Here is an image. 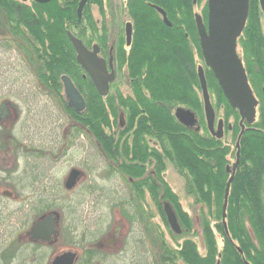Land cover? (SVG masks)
<instances>
[{"label": "trees", "instance_id": "16d2710c", "mask_svg": "<svg viewBox=\"0 0 264 264\" xmlns=\"http://www.w3.org/2000/svg\"><path fill=\"white\" fill-rule=\"evenodd\" d=\"M56 1L26 5L20 0H0V49L19 56L36 90L61 107L68 123L54 141L40 140L44 157L39 152L32 154L38 168L42 158L52 162L62 145L71 144V134L79 139L80 134L88 133L96 149L115 161L114 171L128 184L134 182L132 186L139 189L135 190L137 198H143L142 188L146 186L156 203L161 225L173 245L163 241L160 224L149 222L150 230L156 231V252L150 253L149 264H216L218 260L220 264H264V16L258 0H249L246 24L238 38L248 81L259 99L258 115L239 141L240 157L229 189L226 227L222 221L229 178L226 167L232 164L230 157H235L240 116L227 102L211 69L204 66L216 117L224 122V135L218 139L207 129L197 75L203 57L194 19V7L202 0L195 4L193 0H125L132 26L131 44L123 49L121 33L113 54L116 65L124 66L128 91L123 93L116 83L106 96L97 93L77 62L67 35L71 32L88 48L93 43L107 48L104 22L98 25L89 8L95 4L102 13L103 0H87L80 17L79 0ZM157 7L166 13L169 26ZM201 14L205 22L206 3ZM63 75L82 94L86 103L83 111L67 107ZM176 107L194 112L197 126L182 124L175 116ZM120 112L125 118L122 128ZM228 137L234 142L233 149L225 141ZM29 141L34 150L37 144L31 138ZM13 144L21 149V141ZM128 157L134 166L118 163ZM168 165L184 180L185 194L197 208L195 218L183 209L177 193L165 180ZM63 191L61 187L56 190ZM161 200L172 206L180 234L170 229ZM44 203L48 205L47 198ZM199 233L203 254L193 239Z\"/></svg>", "mask_w": 264, "mask_h": 264}, {"label": "flooded vegetation", "instance_id": "af4514ba", "mask_svg": "<svg viewBox=\"0 0 264 264\" xmlns=\"http://www.w3.org/2000/svg\"><path fill=\"white\" fill-rule=\"evenodd\" d=\"M20 2L31 5L36 1L20 0ZM79 2L80 0L78 4ZM103 2L102 13L95 4H90L89 8L93 20L98 25L104 22L108 47L102 49L96 43H93L92 46L94 44L98 45L99 56L107 64L108 72L113 71L114 73L115 78L109 84L110 90L111 85L116 83L120 87L119 79L121 80L124 73L126 76L124 66L118 67L116 65L113 52L114 44L121 36V33L125 39L123 49L127 50L130 46L131 36L129 43H127L126 36V26L130 21L127 19L124 21L123 19L124 15H126L125 0H103ZM59 3L60 0H57L56 4ZM92 46L87 48L91 49ZM127 84H125V92L128 91ZM3 102H5V106L0 110L1 128L8 126L7 124L13 118L9 100H0V106ZM258 106L259 99L256 107V119ZM4 111H6L5 114ZM66 122L67 120L65 119L62 125L64 126ZM119 123L121 128L125 125L123 112H120ZM68 129L66 128V132ZM7 130L12 132V124L10 128L7 127ZM11 135L2 137L0 143V147H3V150L0 151V199L11 200L16 197L14 189L17 187H22L24 190L30 191V193L26 194L27 198L24 197L23 203L15 209H9L8 206L0 202V264H52L56 258L64 254H70V257L72 255L71 264H149L145 263V260L147 258L150 259V253L156 252V231L150 230V225L147 224L151 222L156 225L157 207L146 186L142 188L143 198H137L135 190L139 189H135L132 186L133 180L130 179L133 182L130 184L125 182L123 177L118 175L117 171H114L117 168L115 161L109 160L103 155V152L96 149L94 152L95 161L100 162L102 167L92 166L93 168L91 169L93 171L99 169V173H97L95 178L110 183L109 185L106 184L107 188L96 182L89 183L90 186L88 185L89 187L85 189L96 193V198H93L92 194H90V198H78L79 200L76 203L70 205L71 209L68 206L67 209L71 214L73 225L69 226V231H67L68 228L64 229V232L61 226V212L52 210V207L55 206L53 203L55 199L52 200V198L61 194L56 192L59 187L63 188L65 193L70 194L81 186H87L88 183L84 184L87 181V171H85L86 169L72 166L80 174L76 178L74 187L66 190L64 183L67 175L61 181L53 168L54 166L56 167L57 160L66 156L71 148L77 147L80 149L83 143L89 145L92 155L93 141L89 137L90 135L84 132L77 139L76 136L71 134L69 136L70 141H72L71 144L62 145L60 151L57 152L58 156H54L55 158L52 159V162L42 158L39 168L38 164L33 161L34 157L32 154L39 155L40 153L44 157L45 154L42 151L44 147L37 144L33 150L30 147V141L25 140L24 142L21 141V149H19L20 147L18 148L17 144H13L17 142L16 136ZM67 135H69V131ZM56 138L57 136L55 135L47 140L54 141ZM59 146L57 145L58 149ZM130 157L133 158L132 154ZM130 157L122 158L118 163L134 166L135 162H132ZM13 159H15L16 167L8 166V161L12 162ZM19 163L21 166H19ZM82 165L87 168L86 164ZM99 191H104V193L107 191V194L101 195L98 193ZM110 195H113V198H110ZM138 196H141L140 192ZM48 197H51V199ZM45 198L48 199V205L44 203ZM164 202V200L160 201L162 207ZM102 206L113 208V218L111 217V221L108 223L106 222V215L95 210ZM48 214L56 217L54 235L47 241L33 239L30 235L31 228L34 223ZM158 215L162 222L160 214ZM133 217L134 219H132ZM141 219H143V223ZM163 236V241L167 242L166 232L163 233ZM169 239L168 237V241Z\"/></svg>", "mask_w": 264, "mask_h": 264}, {"label": "water", "instance_id": "95a60500", "mask_svg": "<svg viewBox=\"0 0 264 264\" xmlns=\"http://www.w3.org/2000/svg\"><path fill=\"white\" fill-rule=\"evenodd\" d=\"M35 1L45 3L51 0ZM85 1L86 0H80L78 4L77 14L79 17L81 16ZM193 2L195 3L196 0H193ZM258 3L264 16V0H258ZM206 9L207 16L205 22L201 14H194L195 26L204 64L211 69L227 102L233 109L237 110L240 116L239 125L241 129L235 143L236 159L231 167H226L227 172L230 173L224 190L222 206V221L226 227L225 217L229 189L240 157L239 141L246 129L245 125L249 126L255 122L256 107L258 105V100L248 81L243 62L237 52V41L242 34L248 17L249 0H206ZM157 10L162 15L164 23L169 26L170 22L166 13L159 7H157ZM67 35L75 50L77 62L85 71V74L90 78L97 93L101 96H106L109 91V84L115 77L113 71L108 72L107 64L99 56L98 45L94 44L91 49H88L83 42L71 32H68ZM126 36L127 43H129L131 36L130 23H127L126 26ZM197 75L207 129L212 136L220 139L223 136L224 122L221 118L216 121V113L210 99L203 66H198ZM61 81L67 107L74 112L83 111L86 105L85 100L72 80L68 76L63 75ZM4 106L5 102L1 104L0 110ZM5 113L6 111H4V114ZM175 116L186 126L194 127L198 124L196 114L190 109L177 107L175 109ZM228 127L230 128V125ZM79 174L80 172L75 168L69 171L64 183V188L66 190H70L74 187L76 178ZM163 208L170 229L174 233L180 234L181 228L173 208L168 202L164 203ZM55 221L56 217L53 215H45L34 223L30 230L31 237L36 240H50V237L54 235L56 231ZM238 251L241 252L239 248ZM71 259L72 255L70 257V254H64L56 258L52 264H71ZM245 263L249 264L248 262ZM216 264H220V261L218 260Z\"/></svg>", "mask_w": 264, "mask_h": 264}, {"label": "rangeland", "instance_id": "374dc122", "mask_svg": "<svg viewBox=\"0 0 264 264\" xmlns=\"http://www.w3.org/2000/svg\"><path fill=\"white\" fill-rule=\"evenodd\" d=\"M205 3L206 0H202L200 5H195L194 12L201 13L202 9L205 6ZM123 19L125 21L127 19V16L124 15ZM237 52L242 58L243 50L240 44L237 45ZM199 64L203 63L200 61ZM27 71L28 70L25 68L23 62L14 51H4L0 49V100H9L11 110L13 112V118L11 122L7 124L8 126L2 128L0 127V143L2 137L4 138V136L12 134L13 136H16L17 141L19 140L24 142L25 140H29L31 138L33 142H35L34 144H40V142H42L40 140H47L53 138V136L55 135L57 136V134L60 133V129L63 128L62 124L65 120V117L63 115V111L61 110V107L56 104L51 97L36 90L34 80ZM126 83L127 78L124 73V75L121 77V80L119 79L120 89L123 93L126 91ZM11 124L13 129L12 132L7 130V127L10 128ZM59 125H61L62 127H60ZM225 141L229 142V145L232 149L234 148V142H232L229 137L225 138ZM2 150L3 147H0V151ZM90 150L91 149L89 145L85 143L82 144V148L80 149H78L77 147L71 148L66 156L57 160L58 163L56 164V167L54 166L53 168L57 173V176L60 177L61 181H63V179L66 177L69 169H71L72 166L86 169L85 171H87V181L84 183H88L87 186H81L70 194L63 191L60 195L52 198V200L55 199V201H53L55 206L52 207V210H59L61 212V226L63 231L67 228V231H69V226L73 225L71 214L67 209L68 206L71 209L70 205L76 203L77 200H79L78 198H90V194H92L93 198H96V193L85 189L86 187L90 186L89 183L96 182L97 184L106 188L110 183L108 181H103L95 178L97 173H99V169L93 171L91 169L93 168L92 166L102 167V165L100 164V162L95 161L94 152L96 151V148L93 144L92 155ZM234 160L235 157H230V163L234 162ZM14 161L15 159H13L12 162L8 161V166L16 167ZM82 164H86L87 168ZM19 166H21L20 163ZM100 171L102 170L100 169ZM164 178L169 183L173 191L177 193L183 209L187 210L188 213L193 218H195L197 208L193 206L192 198L185 194L184 180L182 179V177L175 171L172 166L168 165L166 173L164 174ZM14 192L16 194V197L11 200H6L5 198L0 199L1 204L8 206L9 209H15L17 206L22 204L24 197H26V194L30 193V191L24 190L22 187L15 188ZM98 193H100L101 195H105V193L107 194V191H105V193L104 191H99ZM48 198L51 199V197ZM110 198H113V195H110ZM95 210L98 212H103L106 215L107 223L111 221V217L113 218V208H105L104 206H102L98 207V209ZM156 214L157 218L155 222L161 225L162 222L160 220V217L158 213ZM162 225L161 228L163 231H165ZM168 237L169 236L167 235V242L173 245V243L170 242V239L168 241ZM193 239L198 245L199 252L203 254L204 246L200 233L194 236ZM217 245L219 248L222 245L221 239L219 237L217 239ZM148 262L149 259L147 258L145 260V263Z\"/></svg>", "mask_w": 264, "mask_h": 264}, {"label": "bare ground", "instance_id": "6f19581e", "mask_svg": "<svg viewBox=\"0 0 264 264\" xmlns=\"http://www.w3.org/2000/svg\"><path fill=\"white\" fill-rule=\"evenodd\" d=\"M226 183H227V182H226ZM225 186H226V185H225ZM230 186H231V185H230ZM224 190H225V189H224ZM227 204H228V203H227ZM222 206H223V203H222ZM225 230H226V232H228L227 229H225Z\"/></svg>", "mask_w": 264, "mask_h": 264}]
</instances>
